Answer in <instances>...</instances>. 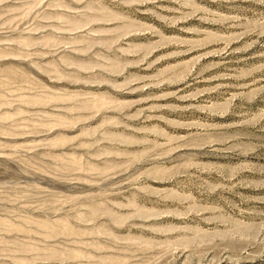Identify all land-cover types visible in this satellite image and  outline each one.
<instances>
[{"label": "rangeland", "instance_id": "rangeland-1", "mask_svg": "<svg viewBox=\"0 0 264 264\" xmlns=\"http://www.w3.org/2000/svg\"><path fill=\"white\" fill-rule=\"evenodd\" d=\"M0 264H264V0H0Z\"/></svg>", "mask_w": 264, "mask_h": 264}]
</instances>
